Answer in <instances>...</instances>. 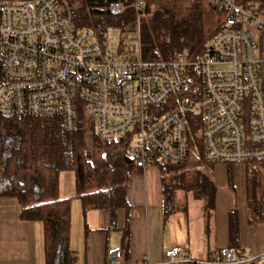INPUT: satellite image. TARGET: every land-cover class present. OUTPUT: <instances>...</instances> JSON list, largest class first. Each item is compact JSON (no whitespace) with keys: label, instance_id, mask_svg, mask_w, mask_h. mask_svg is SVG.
Instances as JSON below:
<instances>
[{"label":"built area","instance_id":"2783aa9c","mask_svg":"<svg viewBox=\"0 0 264 264\" xmlns=\"http://www.w3.org/2000/svg\"><path fill=\"white\" fill-rule=\"evenodd\" d=\"M210 1L226 9L228 18L206 53L153 61L140 51L144 0L110 2L111 15L129 9L135 19L100 35L74 26L62 15L61 0H2L0 119L58 117L72 131L81 110L93 123L85 132L87 144L93 135L128 136L134 166L144 169L155 159L173 164L189 159L195 114L205 162H264V19L236 0ZM191 84L198 87L195 99ZM182 91L194 101L170 103ZM164 256L189 264H256L264 252L238 257L225 248L221 255L191 259L172 246Z\"/></svg>","mask_w":264,"mask_h":264},{"label":"trees","instance_id":"16d2710c","mask_svg":"<svg viewBox=\"0 0 264 264\" xmlns=\"http://www.w3.org/2000/svg\"><path fill=\"white\" fill-rule=\"evenodd\" d=\"M112 1L61 0V13L74 26L89 27L100 35L111 26L121 27L135 19L129 9L122 15H111L107 7ZM236 2L245 9H254L264 19V0ZM207 7L226 11L210 0H144L140 10L142 58L171 61L180 54L188 58L205 54L209 39L227 25V21L218 20L213 26H205L211 12ZM190 86L195 99L198 87ZM182 94L187 91L173 94L170 103L186 99ZM194 99L186 100L191 103ZM198 118L192 114L189 159L183 164L155 159L152 164L160 168L166 215L174 210L175 190L191 192L195 198L202 199L207 215L214 208L216 186L206 166L217 163L205 162L201 157ZM92 128L93 123L81 110L72 131L66 130L58 117L0 119V196L18 201L23 220L42 223L45 264H73L69 247L71 202L58 196L60 172L74 173L76 197L83 214L91 209H105L109 212L110 226H114L116 211L128 206L127 184L135 168L129 153V137L104 139L93 135L91 144H87L85 132ZM235 164L246 166L248 220L264 223V162ZM228 178H232L231 172ZM237 222L236 210H229V244L235 247L239 237ZM235 247L229 249L241 257Z\"/></svg>","mask_w":264,"mask_h":264},{"label":"crops","instance_id":"0c3cea01","mask_svg":"<svg viewBox=\"0 0 264 264\" xmlns=\"http://www.w3.org/2000/svg\"><path fill=\"white\" fill-rule=\"evenodd\" d=\"M206 169L216 186L209 216L204 201L183 190L174 191V210L166 215L160 168L150 165L132 170L126 191L128 206L116 211L114 226H110L105 209H91L83 214L76 197L74 173L60 172L58 196L70 199L74 220L76 207L86 219L81 228L70 222L73 264H141L143 260L153 264H189L167 262L164 252L172 246L180 247L191 259H204L235 247L229 244L231 209L236 210L238 220L235 249L241 257L257 258L264 252V223L248 220L246 166L217 163ZM113 252L119 254L117 260H112ZM256 260V264H262L264 258ZM0 264H45L42 223L23 220L20 205L13 197L0 196Z\"/></svg>","mask_w":264,"mask_h":264},{"label":"rangeland","instance_id":"374dc122","mask_svg":"<svg viewBox=\"0 0 264 264\" xmlns=\"http://www.w3.org/2000/svg\"><path fill=\"white\" fill-rule=\"evenodd\" d=\"M211 8L212 7L208 8L211 12L209 13L210 16L206 18L205 26H207V27L213 26V25H215V22L218 20L223 21V22L227 21V18H228V12L227 11L220 10V9H219V11L218 10H211ZM134 44H135L134 41H132L131 45L133 46ZM132 46H131V48H133L135 50L136 44L134 45V47H132ZM79 209H78V207H76V212H75V216H74L75 220H74V218L72 217V214L74 212L72 211V207H71V224L73 223L74 227H76L78 225L81 228V226L86 224V219L84 218V216L81 217V212H79ZM73 220H74V222H73Z\"/></svg>","mask_w":264,"mask_h":264}]
</instances>
